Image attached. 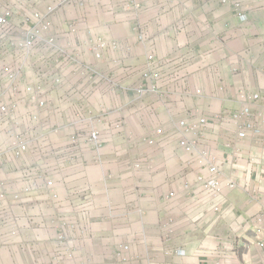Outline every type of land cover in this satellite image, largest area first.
I'll use <instances>...</instances> for the list:
<instances>
[{
	"label": "crops",
	"instance_id": "0c3cea01",
	"mask_svg": "<svg viewBox=\"0 0 264 264\" xmlns=\"http://www.w3.org/2000/svg\"><path fill=\"white\" fill-rule=\"evenodd\" d=\"M239 1L249 16L247 22L241 20L234 3L225 4V0H36L40 11L57 9L53 18L56 45L52 53L42 54L35 53L36 44L23 83L31 81L44 59L55 58L65 44L77 48L98 35L119 44L101 60L88 52L79 60L96 67L93 84L71 74V61L48 69L64 80L61 91L45 94L48 110L38 115L40 123L23 118L26 109L20 107L23 129L33 137L14 169L2 170L39 164L53 171V162H62L55 152L70 145L75 128L101 130L104 147L82 145L78 165L63 170L67 185L65 190L60 187V198L70 204L65 210L69 241L74 224L84 232L78 245L115 248L126 244L131 255H141L137 264L258 263L259 242L254 234L264 227L259 221L264 217V194L251 203L245 191V186L258 187L256 175H244V187L227 194L219 213L213 212L205 192H200L198 201L188 199L184 185L195 183L203 168L197 164L199 150L187 153L180 145L196 135H184L176 127L189 111L202 110L214 121L238 110L242 88L261 94L264 105V0ZM27 8L23 2L22 9ZM17 15L14 26L19 33L23 21ZM72 22L77 23L76 33L68 27ZM146 72H158L160 78L143 81ZM141 84L150 90L138 96L136 87ZM118 120L124 123L120 131L113 127ZM161 128L163 138L154 146L133 145L126 138L137 139ZM235 132L227 121L209 123L202 148L228 157L231 151L226 145ZM253 142L246 144L248 153L263 155ZM242 165V173L250 170L249 163ZM235 169L233 162L225 169L226 176ZM251 169L259 171L257 165ZM2 179L12 188L19 181ZM77 183L81 186L74 190ZM44 188L35 193L46 207L47 195H40ZM171 193L175 198L169 199ZM96 203L93 210L84 209Z\"/></svg>",
	"mask_w": 264,
	"mask_h": 264
},
{
	"label": "built area",
	"instance_id": "2783aa9c",
	"mask_svg": "<svg viewBox=\"0 0 264 264\" xmlns=\"http://www.w3.org/2000/svg\"><path fill=\"white\" fill-rule=\"evenodd\" d=\"M23 2L28 3V8L25 10L22 9ZM231 2L234 3L241 20L243 22L249 21V16L243 12V4L239 0H225L224 3L229 4ZM79 6H84V2H80ZM17 8L20 10H17ZM56 11L55 7H48L44 12L38 10L36 0H0V90L5 96L0 101V122L2 128L4 126L7 128L6 131L10 126L9 131H7L11 139L10 158L19 159L26 156L33 137L27 136L26 131L20 125L22 123L19 115L21 113L20 107L24 105L26 109L23 118L28 117L36 122L38 115L48 110L49 102L45 99L47 91H61L64 80L60 75L48 71V69L61 67V63H65L67 60V62L71 61L74 65L71 74L91 84L98 77L96 67L92 64L80 63L79 60L87 52L94 55L95 60H101L107 52L117 50L119 47L116 40L99 35L92 36L88 40L79 43L77 48L75 46L73 48L69 43L65 44L59 49L58 54L53 56L55 58L47 60L46 57L44 59L45 64L43 66L40 64L36 68L37 72H35L31 81L23 83V72L29 65L30 56L36 51L34 50L36 44L39 48L35 53L50 54L54 50L56 36L53 34L55 26L53 18ZM17 12L20 14L18 19L23 21V29L19 33H17L18 30L14 26V21L18 16ZM76 26V22L68 24L72 33H76ZM141 38L144 39V36L142 35ZM40 41L43 46L39 43ZM152 59L153 56H149V60ZM50 62L52 64H49ZM108 78L111 79L112 76ZM159 78L160 74L158 72L144 75L145 81ZM149 90L144 87V84H141L136 89V93L138 96H143ZM237 99L241 104L238 110L224 116L221 115L214 121H210L202 110L197 109L196 111L187 112L184 118L176 122V127L184 135H196L192 140H182L180 145L187 153L199 150L200 157L197 164L203 168V172L196 176L195 183L184 185L186 197L192 201H198L200 192H205L214 213L221 211L227 194L244 187V175H248L247 177L256 175L255 180L259 181L258 187L255 186L253 189L245 186L246 194L251 203L260 201L264 194V105H262V96L259 93L242 88L237 95ZM99 120L102 119L99 118ZM218 120L231 123L236 130L234 137L231 139L232 141L226 145V149L231 151L228 157H222L215 151L212 152L202 148V143L204 144L207 141L208 124H215ZM76 121L81 120H75L74 123ZM113 127L115 130L120 131L123 129L124 123L122 120H118L113 123ZM75 129L76 131L70 136V145L55 152L61 157L62 162L59 164L61 169L62 166L79 162L78 155L82 145H92L99 149L105 145L100 129ZM163 135L164 130L162 128L155 129L153 134L143 136L138 141L154 146L159 143ZM129 140L130 142L134 141L133 137H130ZM251 140L254 141L253 144L257 148L261 149V152L263 151V155L248 153L246 144ZM240 157L243 158L242 161ZM233 162L236 169L229 176H226L225 169L230 167ZM10 163L0 164V169L6 168ZM242 163L250 164L248 172H241L239 166L243 167ZM253 165H257L259 171H253L251 169ZM137 167H140V165H137ZM41 176L38 173L30 172V177H33L39 183V186H41L39 181ZM51 184L52 182H48L47 186ZM29 190V188L26 189V191ZM175 195V193H171L169 199L175 198ZM53 197L57 198L58 194L54 192ZM172 221L170 219V223ZM259 221L264 222V217L262 216ZM130 251V246L126 244L117 247L115 257L119 263L133 264L134 260L139 259V257L131 255ZM177 253L185 255L184 250H178Z\"/></svg>",
	"mask_w": 264,
	"mask_h": 264
},
{
	"label": "rangeland",
	"instance_id": "374dc122",
	"mask_svg": "<svg viewBox=\"0 0 264 264\" xmlns=\"http://www.w3.org/2000/svg\"><path fill=\"white\" fill-rule=\"evenodd\" d=\"M146 73L143 74V81H145ZM4 97V93L0 90V101ZM37 123L40 121L37 120ZM20 125L25 128V122ZM9 128L10 126L7 131ZM5 129L7 128L5 126L2 128L0 122V164L6 165L11 162L9 169H14V162L18 159L10 158L11 139ZM130 137L131 135H127V140ZM141 138H133L134 141L131 143L139 144L138 140ZM53 164H56L53 171H49L47 166H39V164L8 172L0 169V264H116L117 247L95 248L78 245L77 243L84 239V232L82 229H77L74 224V227L71 226L74 229L69 241L70 236L66 230L70 224L67 221L68 216L65 210H69L70 204H65L60 198V187L65 190L67 185L64 179L66 171H63L65 166H62L61 169L57 162H53ZM76 165L78 162L68 164L66 168ZM30 171L42 175L39 181L41 186L45 185L46 188L41 190L40 195H47L44 201L46 207L41 206L42 203L36 196L38 193L35 192L40 186L30 177ZM2 178H16L19 181L12 188L8 187L5 183L6 179ZM48 182H52V184L47 186ZM80 186V183L74 184V190H79ZM27 188L30 190L26 191ZM54 192L58 194L57 198L53 197ZM88 202L90 203V201ZM96 205L97 203L91 209L92 205L86 204L84 209L93 210ZM254 235L257 237V242L262 244L258 248L257 264H264V227ZM256 253L257 250L254 249V256ZM135 257H139V259L134 260L133 264L141 263V255H135ZM252 264L256 263L252 262Z\"/></svg>",
	"mask_w": 264,
	"mask_h": 264
}]
</instances>
